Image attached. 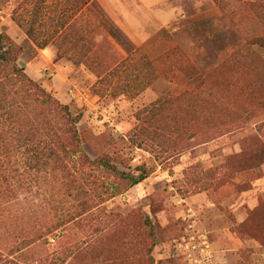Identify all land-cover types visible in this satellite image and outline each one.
Instances as JSON below:
<instances>
[{"label":"rangeland","instance_id":"rangeland-1","mask_svg":"<svg viewBox=\"0 0 264 264\" xmlns=\"http://www.w3.org/2000/svg\"><path fill=\"white\" fill-rule=\"evenodd\" d=\"M86 1L0 0V34L28 76L83 110L91 160L151 174L114 196L115 178L82 155L38 171L12 154L0 264H264V163L251 154L264 142V0ZM37 10L44 46L19 24Z\"/></svg>","mask_w":264,"mask_h":264},{"label":"trees","instance_id":"trees-1","mask_svg":"<svg viewBox=\"0 0 264 264\" xmlns=\"http://www.w3.org/2000/svg\"><path fill=\"white\" fill-rule=\"evenodd\" d=\"M82 9L83 7L77 9L73 16ZM38 11L28 25L23 22L19 24L30 40L44 46L45 43L38 42L35 28ZM73 16L71 15L70 19H73ZM63 27L65 29L67 26ZM253 44L264 47V40L256 36ZM23 51L9 36L0 34V182L3 179L1 173L5 167V159L12 154H22L24 163L37 168L38 171L43 167L64 164L63 157L82 155L85 164L101 171L107 177L115 178L114 196L146 180L151 172L145 164L137 167L139 172L123 171L106 154L94 160L85 154L77 130L84 114L83 110H70L68 105L62 104L45 87L28 76L25 67L18 61ZM251 67L259 68L254 64H251ZM251 154L254 159L264 163V142L254 146ZM47 230V234H50L57 230V227L48 226Z\"/></svg>","mask_w":264,"mask_h":264},{"label":"crops","instance_id":"crops-1","mask_svg":"<svg viewBox=\"0 0 264 264\" xmlns=\"http://www.w3.org/2000/svg\"><path fill=\"white\" fill-rule=\"evenodd\" d=\"M154 1H156V2H161V0H152V2L154 3ZM93 2H95V0H89L88 1V3H87V5L89 4V6H91V4L93 3ZM99 2L100 3H102L103 5H104V8L106 7L108 10H110L111 12H117V10L116 9H114L113 8V6L111 5V1H109V0H99ZM114 5L117 7V2H115L114 3ZM145 5V4H144ZM87 7L88 6H85V7H83V9H82V12L85 10V9H87ZM101 9V8H100ZM75 18V17H74ZM74 18L73 19H71V20H74ZM123 20V19H122ZM112 24V23H111ZM68 25L69 24H67V27H68ZM117 25L120 27V28H122L123 26L127 29V30H129L130 31V25H128L127 24V22L125 23L124 21L123 22H117ZM114 29H115V26L112 24L111 25ZM131 32V31H130ZM111 35L112 36H115L117 39L118 38H120L121 37V34H119V32L116 34V33H111Z\"/></svg>","mask_w":264,"mask_h":264}]
</instances>
